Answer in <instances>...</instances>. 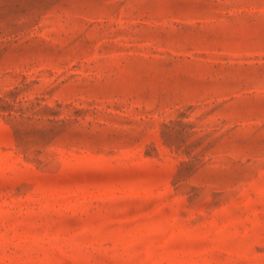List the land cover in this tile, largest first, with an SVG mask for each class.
<instances>
[{"label": "rangeland", "instance_id": "obj_1", "mask_svg": "<svg viewBox=\"0 0 264 264\" xmlns=\"http://www.w3.org/2000/svg\"><path fill=\"white\" fill-rule=\"evenodd\" d=\"M0 264H264V0H0Z\"/></svg>", "mask_w": 264, "mask_h": 264}]
</instances>
